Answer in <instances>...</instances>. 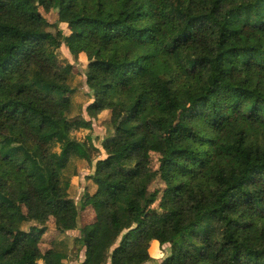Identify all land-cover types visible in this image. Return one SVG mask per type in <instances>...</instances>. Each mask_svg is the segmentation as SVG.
Here are the masks:
<instances>
[{"label":"trees","instance_id":"trees-1","mask_svg":"<svg viewBox=\"0 0 264 264\" xmlns=\"http://www.w3.org/2000/svg\"><path fill=\"white\" fill-rule=\"evenodd\" d=\"M63 44L88 59L89 119L69 117ZM76 160L96 186L78 202ZM49 218L83 264H264V0H0V264L68 260L40 245Z\"/></svg>","mask_w":264,"mask_h":264},{"label":"rangeland","instance_id":"rangeland-1","mask_svg":"<svg viewBox=\"0 0 264 264\" xmlns=\"http://www.w3.org/2000/svg\"><path fill=\"white\" fill-rule=\"evenodd\" d=\"M50 21L52 25L49 29L52 32L56 31L55 17L50 16ZM59 27L64 31V33L68 34L69 30L66 24H59ZM58 59L61 63H70L73 65L72 73L69 76L68 83L70 87L73 89L72 93V108L69 113V117L77 118V119H89L84 111V107L90 100L88 89L85 85V72L86 66L88 63V59L84 55H78L77 57L73 56L67 46L64 44L58 49ZM109 112L103 111L97 117L92 118V130L91 135L93 137V143L97 146L98 150L92 151V157L95 158H104L105 153L101 149L99 141L101 138L108 135V130L106 127V120L109 118ZM89 132V129L79 128L72 132L73 137L83 140L86 134ZM150 165L152 168H156L157 163V155L151 154ZM65 177L70 181V186L68 188L69 196L74 199V201L78 202L81 199V196L84 192H93L96 188L95 184L92 182L88 175L91 174L92 169L85 161L76 160L73 164H69L66 168ZM147 187L150 189L158 188L163 189L164 183L161 180H147ZM161 193L157 198L156 206L159 203ZM94 217V212L92 208L86 207L82 209L79 213L78 225L79 227L85 223L90 222ZM34 224L33 221H29L25 223L23 226L27 228L29 225ZM37 224V222H36ZM46 231L42 235L41 238V247L42 249H47L50 247H54L55 249L65 252L69 255V260H71L68 264H83L85 259V246L79 239L78 230H71L67 232H59L54 226L52 220L49 218L45 222ZM54 244V245H53ZM160 249V248H159ZM161 250V249H160ZM167 253V247L162 248L161 252L157 255L153 253V250L150 251V254L157 261L161 258H164Z\"/></svg>","mask_w":264,"mask_h":264},{"label":"crops","instance_id":"crops-1","mask_svg":"<svg viewBox=\"0 0 264 264\" xmlns=\"http://www.w3.org/2000/svg\"><path fill=\"white\" fill-rule=\"evenodd\" d=\"M153 253H155V255L159 254L161 252V250L159 249V246L157 245V242H153ZM153 257V256H152ZM157 257V256H154ZM71 260H66L64 261L63 264H68Z\"/></svg>","mask_w":264,"mask_h":264}]
</instances>
